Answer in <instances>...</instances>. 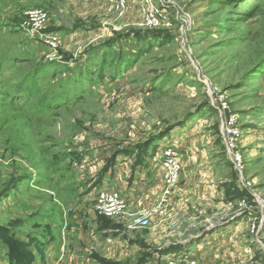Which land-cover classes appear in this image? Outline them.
Here are the masks:
<instances>
[{
	"label": "rangeland",
	"instance_id": "obj_1",
	"mask_svg": "<svg viewBox=\"0 0 264 264\" xmlns=\"http://www.w3.org/2000/svg\"><path fill=\"white\" fill-rule=\"evenodd\" d=\"M188 262L264 264V0H0V264Z\"/></svg>",
	"mask_w": 264,
	"mask_h": 264
},
{
	"label": "built area",
	"instance_id": "obj_2",
	"mask_svg": "<svg viewBox=\"0 0 264 264\" xmlns=\"http://www.w3.org/2000/svg\"><path fill=\"white\" fill-rule=\"evenodd\" d=\"M111 4V6L120 12H125L128 8V1L129 0H107ZM152 8H147L145 11L146 25L150 28H155L160 25L161 21L163 20V9H160L159 6H151ZM24 15L27 17L25 23L21 26L22 30L30 37H38V38H47V44L49 47L55 48L57 47L60 39L55 34H45L44 30L47 28L45 24H47V15L43 11L39 10H27ZM227 114V113H225ZM224 133V146L226 147L229 155L233 160V163L236 166L237 170L243 169L242 163L243 158L238 151V140L240 138L239 130L235 126V121L231 120L230 124L225 125L223 129ZM237 151V152H236ZM165 152V151H164ZM177 153H168L163 155L162 161L160 164L163 166L166 175L165 181L173 185L176 183L177 174L180 170L179 159ZM119 194H115L114 200L115 203L121 199ZM106 197L103 196L101 198V203L106 202ZM115 211L114 207H109L108 212ZM144 226L148 225L147 221L143 222ZM181 262V261H180ZM179 262V263H180ZM178 263V262H175ZM174 264V263H170ZM187 264H195L194 262H188Z\"/></svg>",
	"mask_w": 264,
	"mask_h": 264
},
{
	"label": "crops",
	"instance_id": "obj_3",
	"mask_svg": "<svg viewBox=\"0 0 264 264\" xmlns=\"http://www.w3.org/2000/svg\"><path fill=\"white\" fill-rule=\"evenodd\" d=\"M186 183H191V180L187 179V180H186ZM195 183H196V182H195ZM133 185H134V184H133ZM131 192H133L132 189H131L130 193H131ZM132 194H134V193H131V195H132ZM180 247H184V246H180ZM137 264H139V263H137Z\"/></svg>",
	"mask_w": 264,
	"mask_h": 264
},
{
	"label": "bare ground",
	"instance_id": "obj_4",
	"mask_svg": "<svg viewBox=\"0 0 264 264\" xmlns=\"http://www.w3.org/2000/svg\"><path fill=\"white\" fill-rule=\"evenodd\" d=\"M195 264H197V263H195Z\"/></svg>",
	"mask_w": 264,
	"mask_h": 264
}]
</instances>
